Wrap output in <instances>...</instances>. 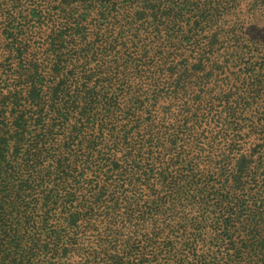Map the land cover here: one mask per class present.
I'll use <instances>...</instances> for the list:
<instances>
[{"label": "trees", "instance_id": "1", "mask_svg": "<svg viewBox=\"0 0 264 264\" xmlns=\"http://www.w3.org/2000/svg\"><path fill=\"white\" fill-rule=\"evenodd\" d=\"M0 264H264V0H0Z\"/></svg>", "mask_w": 264, "mask_h": 264}, {"label": "rangeland", "instance_id": "2", "mask_svg": "<svg viewBox=\"0 0 264 264\" xmlns=\"http://www.w3.org/2000/svg\"><path fill=\"white\" fill-rule=\"evenodd\" d=\"M73 63L71 62L70 65H72ZM46 137L43 138V140H45Z\"/></svg>", "mask_w": 264, "mask_h": 264}]
</instances>
